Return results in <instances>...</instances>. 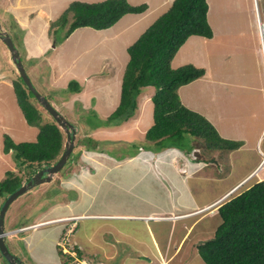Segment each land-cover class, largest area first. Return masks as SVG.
<instances>
[{"label": "crops", "instance_id": "1", "mask_svg": "<svg viewBox=\"0 0 264 264\" xmlns=\"http://www.w3.org/2000/svg\"><path fill=\"white\" fill-rule=\"evenodd\" d=\"M16 1L18 2V0ZM70 1L72 0H33L32 3H28V7L23 6L22 2V5L19 6L12 7L10 5L9 11L13 10L21 18L16 21L19 27H26L27 32L32 28L38 34L41 28L43 31L45 30V33L41 35V40H36L35 37L29 35L25 36L22 41L25 55H43L48 51L47 48H50L49 37H51V34H48V25L59 16V14L57 16L51 14L61 4H64L63 8L65 9ZM129 1L131 4L146 1L147 8L143 12L124 14L108 28L96 29L105 31L101 39L119 42L126 30L131 31L135 28L139 20H148L152 9L157 11L159 7L158 3L152 5L147 0ZM172 1L162 0L160 2L165 7L159 15L169 7ZM4 3L5 0H0V11L2 12L8 10L7 8L3 9ZM223 4L215 8L223 18H225V14L239 15L243 11V2ZM228 6L232 7L231 11H227ZM210 9H212L211 5L207 6L206 16L212 29V36L209 38H199L200 35L188 36L170 63L172 67H175L173 64L175 60H179V65L188 61L187 63L190 62L204 69L203 75L179 86L177 95L184 106L190 110L193 109L212 124L221 138L239 142V145L232 149H215L214 154H217V157L210 160L197 158L195 152L191 153L194 147L185 151L172 144L162 147L142 146L148 142L145 141L144 133L152 123V103L149 104V100H151L154 87L145 89L140 94L141 96L138 93L140 98L137 97V108L128 120L116 125H99L84 134L93 137L98 143L102 140L105 142L100 145L101 149L98 148L97 143L96 148L84 147L79 150L77 160L78 158L79 161L83 159L91 164L87 173H81L77 167H67V174L61 176L56 174L53 177V182L59 180L58 183L65 185L66 189L63 193L58 194L61 198L58 196L59 199H57L56 197L46 207L47 210L44 214L30 223L21 225L25 229L33 231L31 237L37 231H45L41 237L43 240L45 235L55 234L52 239L53 248L57 252L56 246L59 237L68 231L67 234L70 235L71 242L75 243L81 255H86L93 261L100 260L104 264L204 263L198 253L197 244L211 237L216 226L220 223L221 218L217 213V207L227 200L224 195L241 182L257 165L260 156L256 150V143L259 136L264 133V68L262 69L259 65L260 59H256L258 61L256 68L245 67L241 64L234 67V63L228 61L220 63L219 67L211 65V61L208 60L210 58L208 47H211L207 44L213 42L216 37L215 31L219 30L220 44H223L222 37H224L221 34V28H223V33H227L231 38L234 37L232 34L234 31L226 23L220 24V22L218 28L215 29L209 14ZM256 13L264 19V13L253 1V8L249 16L247 18L244 16L235 25V31L241 34V37L234 39L236 48H242L240 45L246 48L244 46L248 40L246 36L248 38L257 37L258 41L256 27L251 23L252 18L253 20L255 18L256 23ZM52 16L54 19H49ZM123 19H126L125 22L122 26H118V23ZM85 27L88 26L76 28L66 37L68 41L70 40L72 47L76 46L78 39V36H75L76 30ZM93 30L95 29L89 27L90 33ZM238 39L242 40V44ZM187 43L189 44L187 45ZM127 46L124 45V47ZM212 49H214L213 46ZM55 50H57L54 51L56 57L51 59V63L49 60L48 65L49 71H52L51 74H55L54 87H64L67 85L66 81L82 78L81 89L77 91L82 108H87L91 104L88 101L91 96H94L97 102L100 91L95 85L94 76L101 74L102 65L110 63V66H113L115 63H112V60L106 61L97 55L95 63L92 61V66L88 68L81 66L84 69L82 74L76 73L70 64L62 66L61 70L53 71L54 64L56 60L58 61L57 58L60 54L59 45L55 47ZM66 50L69 49H65L63 52ZM105 50L107 55H112L110 47ZM190 52L191 55L184 59L185 54H190ZM244 54V52H240L237 55L241 58ZM107 55L103 54L102 57ZM119 83H121L120 80L113 85L116 84L118 87ZM108 88L106 84H103L102 93L108 92ZM146 90L151 91L147 93ZM69 97L70 99L64 100V103L70 104L75 101L71 94ZM144 106L148 108L147 121L143 117L146 108ZM95 107L97 108V106ZM111 110L100 113L97 109L102 120L109 115ZM22 119L26 122L23 114ZM3 133L10 135L11 132L7 125ZM133 143L138 146L133 147ZM2 145L3 142H1V148ZM117 146L119 147L117 148ZM130 147L132 148L129 150H123V148ZM97 152L101 155L98 156ZM9 153L0 150V158ZM218 158L223 167H220V172L215 175L212 172L211 164ZM9 160L10 163L13 162L11 158ZM11 168L8 170L14 169L15 171V168ZM196 176L201 178L197 185V193H194L191 180ZM252 183H247L246 187ZM50 184L51 181L42 182L35 191L43 194L44 197H49L47 189H50ZM56 219H59L58 222L53 221ZM43 221L46 223L42 224ZM43 225L52 227L49 230H39ZM18 228L6 230L5 237L11 243H14L15 239H19L17 233L23 231ZM16 250L19 257L17 258L28 264L24 262V254L21 256L18 249L15 248ZM57 254L59 255L58 252ZM1 257L3 258L0 254V261H2ZM35 258L38 262L44 260L40 256ZM4 260L11 264L8 260Z\"/></svg>", "mask_w": 264, "mask_h": 264}, {"label": "trees", "instance_id": "2", "mask_svg": "<svg viewBox=\"0 0 264 264\" xmlns=\"http://www.w3.org/2000/svg\"><path fill=\"white\" fill-rule=\"evenodd\" d=\"M207 6L206 0H173L169 7L126 47L128 59L121 78L118 104L100 123L116 125L128 120L137 108V97L141 88L153 86L154 92L150 97L152 123L144 133L145 141L150 142L151 146H166L163 143L165 139L185 135L203 139L208 148L232 149L239 145V142L221 138L202 115L184 106L177 95L179 86L194 81L204 73L202 67L192 63L172 67L170 62L188 36H212L206 16ZM146 8L145 2L131 4L127 0H72L60 15L50 22L48 31L54 30L53 33H56L58 28L63 29L67 25L64 33L60 35L64 39L76 27L106 28L124 14L139 13ZM11 83L16 103L25 121L29 125L37 126L38 132L34 140L18 143L7 133L2 134L1 149L4 153H12L18 168L15 171L6 170L4 177L0 179L1 204L12 191L28 180V177L23 179L21 171L31 168L32 171H29L33 173L37 168L54 163L63 152L65 142V133L56 121L53 118L43 120L44 108L21 76L18 74ZM67 88L75 92L80 90L79 84L73 79L67 83ZM44 111L47 112L45 109ZM80 126L81 124L78 128ZM74 128L78 130L77 127ZM80 136V146L96 148L97 140L82 134ZM101 144L98 143L100 149ZM172 145L180 148L179 144ZM132 146L138 145L133 143ZM217 211L221 221L213 235L197 244L203 262L264 264V180L254 182L247 189L222 202ZM74 248L80 256L78 247L75 245ZM56 249L59 255L66 259L64 264H73L71 256L64 254L61 246L57 245Z\"/></svg>", "mask_w": 264, "mask_h": 264}, {"label": "rangeland", "instance_id": "3", "mask_svg": "<svg viewBox=\"0 0 264 264\" xmlns=\"http://www.w3.org/2000/svg\"><path fill=\"white\" fill-rule=\"evenodd\" d=\"M34 1H42V0H34ZM84 1H98V0H84ZM147 1L152 5L158 3L159 5L158 10L155 11V9H152L148 20L146 21L139 20L135 28H133L131 31L126 30L123 38H121L119 42L110 39L109 40L101 39V36L102 34L105 33V31H99L95 29L93 30L92 33H90L91 31L89 32V27H85L76 30L75 36H78V39L76 42V46L72 47L71 42H69L70 40L68 41L66 38L63 39L62 36H60L61 35L60 33L62 32L64 33L65 29L67 28V26H65L63 29L58 28L56 30L57 32L54 33V35H52L51 37H49L50 48H47L48 51L46 53H44L43 55L34 54L33 56H27V54L26 55L24 54L25 48L23 47L22 44V41L25 38V36L29 35L35 37L36 40H41V35L45 33V30L43 31L41 28V31L38 34V32H36L34 29L31 28V30L27 32L26 27H19L18 22H16L21 20V18L18 15H16V13L13 12V10H11V12L9 11L11 9L10 5L12 7H15L22 5L23 3V6L28 7L27 6L28 3L29 4L32 3L33 0H18V2L17 1L15 2V0H5L3 9L7 8L8 10L5 12L0 11V13H2L0 14V27L2 26L4 28V31L6 30L10 32L11 39L15 44V46L18 48L23 66L28 76L30 77L32 83L34 84L35 88L38 90V92H40L45 98L50 100L52 105L66 119L70 120V122H72L73 124L75 123L74 126L77 127L78 129L77 131L75 130V139L73 143L74 150H72L67 162L58 170L57 172L58 176L67 174L66 168L72 166L73 168L74 166L77 167L81 173H87V171L89 170L88 167H90L91 164H89L87 161L83 159L79 161L78 158L77 160L76 154H78L80 151H76V150H81V148H84V146H80L78 144L79 139L81 138L80 135L82 134L84 136V134H86L87 131L88 132L90 131V127H93L95 125L97 126L103 125V123H100L102 119L99 117L100 114L98 111H100V113H106L110 111V109H112L111 110L112 112L113 109L118 104L121 83H119L118 87L116 86V84L115 85L113 84L116 82L118 83L119 80L121 82L122 73L124 71L128 59L126 47H124V45H129L131 41L135 37H137V35L142 33L146 29L147 25L151 23L149 21L157 17L165 7L164 4H160L162 0H147ZM253 1H255L256 5H259L261 12L264 13V0H206V2L208 3V7H210V5L212 7V9H210L209 11V14L212 17V25H215V29L218 28V24L220 22V24L226 23V25L232 27L231 30L234 31L232 33L234 37L231 38L230 36H228L227 33H223V28H221L220 29L221 34L224 36L222 37L223 44L219 43V39H220L219 30L215 31L214 34L216 37H214L213 42L207 44L208 46L210 45L211 47V48L208 47V52L210 54V58H208V60L211 61V65L213 67H219L220 63L228 61L234 63V67L239 66V64H241L242 66L245 67L252 66L253 68H256L258 62L257 60L260 59L259 65L262 67V69L264 68L261 57L259 39L257 41L256 39L257 37L248 38L246 36V39H248L244 44L246 48H244L243 45H240V47L242 48H236V42L234 40L237 37H241V34H238L237 31H235L234 29L235 25L237 24V22L241 21L244 18V16L246 18L247 16H249V13L253 8ZM142 2L146 3V1H141V3ZM231 2L233 3L243 2L244 3L243 11L239 15L236 14L237 16L235 14L233 15L225 14V18H223L222 15H219L218 10L215 8H217L219 5L223 3H224L223 5H226ZM63 7L64 4H61L60 6L56 7V11L53 12L51 15L57 16L64 9ZM231 9L232 7L228 6L227 11H231ZM49 19H54V17L52 16V18ZM125 20L126 19H123L120 23H118V26H122ZM251 23H253V25L256 27L255 18L254 20L252 18ZM199 38H205V37L199 36ZM227 39H230L231 41ZM238 40L239 43L242 44V40L241 39ZM100 42L102 44H99ZM188 44L189 43H187V45ZM57 45H59L60 54L58 55L57 58L58 61L56 60V63L54 64L53 71H57V69L61 70L62 66L70 64V66L74 68L76 73L80 72V74H82L84 69H82L81 66H84L85 68L92 66L93 65L92 61L95 63L97 55H100V57L104 58L106 61L112 60L111 62L115 63L113 66L112 65L110 66V63L102 65V67L100 68L101 74H97L94 76V80L96 81L95 85H97L100 91L99 92L100 97L97 100V102L94 96L90 97L91 100L88 98V101L91 104H89L87 108H82V103L81 101L78 100L80 99L78 93L75 91L68 90L66 85H64V87L63 86L54 87L55 74H51L52 71H49L48 65H49V60L51 63L52 62L51 59H53L54 56L56 57V52L54 51H57L55 50V47H57ZM212 46L214 47V49H212ZM108 47L112 49L111 51L112 55L106 54L105 49ZM65 49H69V50L63 52ZM114 49L116 50L115 52ZM240 52L245 53L244 56L241 58H239L237 55ZM176 53L173 57H176ZM103 54L107 56L102 57ZM189 55H191V52L190 54H185L184 59H186ZM173 64H175V67L177 65L179 66V60L178 61L175 60ZM14 77L17 78L18 73L11 61L7 46L0 39V150H2L1 149L2 133L6 125L9 131L11 132L10 133L11 138L13 139V141L17 143L18 141L21 140L34 139L36 132L38 131L37 126L28 125L22 119V112L20 111L16 103L15 94L14 91H12L13 90L12 83L10 82ZM74 80L79 84L81 89L80 83L83 81L82 78L80 80L74 78ZM103 84H106L109 87L108 92L106 93H102ZM145 89H152V86L142 87L139 95L143 93ZM149 91L151 90H146L147 93ZM70 94L75 101L71 102L70 104H68V102L64 103V100L70 99L69 97ZM140 96L138 98H140ZM151 103H152L151 100H149V104ZM95 106H97V108ZM92 110L94 111L91 112ZM42 112L45 116L43 119L44 121L52 120V116L49 113L45 112L44 109H42ZM147 115H148V108L146 107L143 112V117L146 119V121L148 119ZM80 124L81 126L78 128V125ZM102 142L105 141L102 140L101 143ZM163 143L179 144L180 149H183L185 151L190 150L191 148L194 147L196 148L194 154H196L197 158L200 157L202 159L204 158L206 160H210L213 157H217V154H214L215 152L214 148H208L206 146V142L203 139L196 138L191 135H185L184 137L175 138V139L168 138L165 139ZM142 146L150 147L151 143L148 142ZM118 147L119 146H117V148ZM131 148L132 147L123 148V150L126 151ZM81 155L83 156V154ZM97 155L100 156L101 154L97 152ZM9 158H11L13 162L10 163ZM219 158L218 160H214V162H212L211 164L212 172L215 175H218V173L220 172V167L221 168L223 167L222 162L219 160ZM11 167L15 168V170L16 168H18L16 161H14L13 155L10 152L9 154L4 155L3 158H0V179L4 177L6 169L8 170ZM29 170L32 171L31 168H28L20 172V174L24 176L23 179H26L31 175ZM200 178L201 177L196 176L191 180L193 184L194 193H197V188H198L197 185L200 183ZM254 180L255 179L249 180L248 183H251ZM50 181H51V184L49 185L50 189H47V195H49V197H44L43 194H40L35 191L37 190V188H39L40 186L39 183L35 185V187H31L26 192L20 194L9 204V206H7L4 215V224H3V229L5 231L8 229L15 230L21 225L30 223L31 221L37 219V217H39L41 214H44V212H46L47 210L46 207H48L56 197L57 199L61 198V196H59L58 194L63 193L64 189H66V186L59 184L58 183L59 180L53 182L51 179L46 182H50ZM40 190H42V188H40ZM51 227L52 226L50 225H43L42 227H40L39 230H49V228ZM43 232L45 231H37L34 234V236L31 237L33 231L31 229H25L17 233L19 239H15L14 243H11L10 240H8L4 236V243L7 246L8 250L12 254H14L16 258L18 256H17V250L15 251V248L18 249L19 254L21 256L22 254H24L25 257L24 262L28 264H64L65 260L60 255H58L56 250L53 248L54 246H53L52 238L55 237V234L45 235L43 240L41 238L42 235L44 234ZM62 236L63 235H61L58 239L60 246H62V248H65L69 252H75L77 254V251L74 248L75 243L71 242V240L68 242V237H70V235L68 234L67 237H65V239L61 240ZM37 256L42 257L44 260H40L39 262L36 261L35 257ZM80 256L85 257L87 260L89 259V257L86 255L84 256L80 255ZM3 258L6 259L4 256ZM3 258L2 261L0 262H2V264H9Z\"/></svg>", "mask_w": 264, "mask_h": 264}, {"label": "water", "instance_id": "4", "mask_svg": "<svg viewBox=\"0 0 264 264\" xmlns=\"http://www.w3.org/2000/svg\"><path fill=\"white\" fill-rule=\"evenodd\" d=\"M0 38L7 46L12 62L15 64L16 69L21 76L22 80L25 82L26 86L29 88L30 92L35 96L36 100L42 105V107L53 117L58 126L62 128L66 134V142L64 144L65 148L60 155L59 159L52 165L46 166L39 171H37L30 179H28L21 186L12 191L6 199L3 201L2 206H0V253L6 258L11 264H24L17 260V258L12 254L4 243L5 231L3 229L4 215L7 206L20 194L26 192L30 187L42 183L44 181H49L51 176L56 173L65 163L68 158L72 147L75 135L74 126L71 122L65 119L62 114H60L56 108L35 88L30 77L28 76L21 59L19 57L18 51L13 44V41L6 31L0 30Z\"/></svg>", "mask_w": 264, "mask_h": 264}, {"label": "clouds", "instance_id": "5", "mask_svg": "<svg viewBox=\"0 0 264 264\" xmlns=\"http://www.w3.org/2000/svg\"><path fill=\"white\" fill-rule=\"evenodd\" d=\"M101 1V0H100ZM87 2H92V1H87ZM60 15V14H59ZM260 18V16L258 15V13H256V30H257V33H258V28H257V18ZM261 20H264V19H262V18H260ZM67 26V25H66ZM112 26V25H111ZM81 27H84V26H81ZM89 27V26H88ZM110 27V26H109ZM2 26L0 27V30L1 31H4V28H3V30H2ZM48 28H49V25H48ZM76 28H78V27H76ZM75 28V29H76ZM106 28H108V27H106ZM74 29V30H75ZM102 29H105V28H102ZM73 30V31H74ZM6 31V30H5ZM53 31L54 30H51L50 32L48 31V34H51V36L52 35H54V33H53ZM8 34H9V36L11 37V35H10V32H8V31H6ZM57 32V31H56ZM63 33V32H62ZM61 34V33H60ZM70 35V34H69ZM68 36V35H67ZM66 36V37H67ZM65 37V38H66ZM258 37H259V34H258ZM64 38V39H65ZM206 38V37H205ZM1 39V38H0ZM14 44V43H13ZM15 45V44H14ZM16 47V46H15ZM16 49H17V51H18V48L16 47ZM9 51V50H8ZM260 51H261V49H260ZM10 54V53H9ZM18 54H19V51H18ZM128 55V54H127ZM19 57H20V59H21V56H20V54H19ZM261 57H262V54H261ZM11 58V57H10ZM262 60H263V57H262ZM12 61V60H11ZM21 62H22V60H21ZM263 62H264V60H263ZM13 63V62H12ZM23 64V63H22ZM13 65L15 66V64L13 63ZM15 68H16V66H15ZM16 71H17V69H16ZM17 73H18V71H17ZM19 74V73H18ZM123 74V73H122ZM70 80H72V79H70ZM69 80V81H70ZM74 80V79H73ZM68 81V82H69ZM67 82V83H68ZM66 87H67V85H66ZM77 92V91H76ZM47 99V98H46ZM48 100V99H47ZM49 102H50V100H48ZM51 103V102H50ZM52 104V103H51ZM57 110V109H56ZM58 111V110H57ZM59 112V111H58ZM60 113V112H59ZM61 114V113H60ZM63 116V115H62ZM64 117V116H63ZM53 118V117H52ZM65 118V117H64ZM66 119V118H65ZM68 120V119H67ZM69 122H70V120H68ZM72 123V122H71ZM58 125V124H57ZM72 125L74 126V124L72 123ZM212 125V124H211ZM62 129V128H61ZM63 130V129H62ZM74 130H75V128H74ZM64 131V130H63ZM65 133V132H64ZM74 139H75V135H74ZM65 142H66V134H65ZM65 142H64V144H65ZM73 143H74V140H73ZM258 144H259V148H258ZM78 145V144H77ZM73 147H74V144H73ZM73 147H72V150H74L73 149ZM64 148H65V146L63 147V150H64ZM217 149V148H216ZM62 150V151H63ZM72 150H71V152H72ZM256 150H257V152L259 153V156H260V159H259V161H258V163H257V165L255 166V168L241 181V182H239L236 186H234L233 188H231L228 192H227V194H225L224 195V198H226L227 200L229 199V198H231L232 196H234V195H236V194H239L241 191H243V190H245V189H247L250 185H252L254 182H258V181H261V180H264V174H263V171H264V164L263 165H261L260 167H258L259 166V164H260V161H261V159H262V153L260 152V151H262V152H264V133H262L260 136H259V138H258V141H257V143H256ZM196 151V148H193V150H192V152L191 153H193V152H195ZM71 152H70V154H71ZM62 154V153H61ZM70 154H69V156H70ZM69 156H68V158H69ZM60 157V156H59ZM68 158L66 159V161H65V163L67 162V160H68ZM59 159V158H58ZM57 159V160H58ZM56 160V161H57ZM55 161V162H56ZM54 162V163H55ZM54 163H52V164H54ZM52 164H50V165H52ZM50 165H48V166H50ZM44 167H46V166H42V167H40L41 169L42 168H44ZM82 168V167H81ZM37 169H39V168H37ZM35 170L33 173H31V175L27 178V179H30L37 171H39V170ZM58 172V171H57ZM57 172L54 174V175H52L51 176V178H50V180L51 179H53V177L57 174ZM252 179H255L254 181H253V183L252 184H250L249 186H247L246 187V184L249 182V180H252ZM27 181V180H26ZM44 182H46V181H44ZM39 184V183H38ZM37 185V184H36ZM35 186V185H34ZM33 187V186H32ZM31 188V187H30ZM229 197V198H228ZM226 201V200H225ZM172 216H174L173 214H172ZM175 217V216H174ZM59 219H56V220H53V221H58ZM43 223H46V222H42V224ZM18 229H20V230H24L25 229V227H23V226H21L20 228H18ZM5 231V230H4ZM70 231V230H69ZM68 233V231L65 233V234H63V236L61 237V240H63V239H65V237H67V234ZM5 234H6V231H5ZM5 236V235H4ZM70 241V237H68V242ZM57 245H59L60 246V244H59V241H58V243H57ZM61 248H62V246H61ZM65 251V252H64ZM62 252L65 254V253H68L70 256H71V258H72V262L74 263V261H75V259H74V256L76 257V258H79V259H81V258H83V259H86L85 257H81V256H79L78 254H76L75 252V255L73 256V254H71V252H69V251H67L65 248H62ZM15 256V255H14ZM70 258V259H71ZM18 259V258H17ZM70 259L68 260V261H70ZM64 260H66L65 258H64ZM88 260H90V259H88ZM20 261V260H19ZM99 262H101V263H103L102 261H100L99 260ZM23 263V262H22ZM25 264V263H24ZM104 264V263H103Z\"/></svg>", "mask_w": 264, "mask_h": 264}, {"label": "built area", "instance_id": "6", "mask_svg": "<svg viewBox=\"0 0 264 264\" xmlns=\"http://www.w3.org/2000/svg\"><path fill=\"white\" fill-rule=\"evenodd\" d=\"M257 28H258V34H259V45H260V49H261V54L264 60V20H261L259 17L257 18ZM258 148H259V144H258ZM262 153V159L260 161V164L258 167H260L261 165L264 164V152L260 151ZM264 174V171H263ZM71 254H73V256L75 255L74 252H71ZM74 263L73 264H103L99 261H93V260H87V259H79L76 258L74 256Z\"/></svg>", "mask_w": 264, "mask_h": 264}, {"label": "bare ground", "instance_id": "7", "mask_svg": "<svg viewBox=\"0 0 264 264\" xmlns=\"http://www.w3.org/2000/svg\"><path fill=\"white\" fill-rule=\"evenodd\" d=\"M153 216V215H152Z\"/></svg>", "mask_w": 264, "mask_h": 264}]
</instances>
